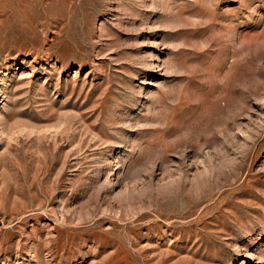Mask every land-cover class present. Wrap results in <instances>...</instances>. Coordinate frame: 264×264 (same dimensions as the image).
<instances>
[{
    "label": "rangeland",
    "instance_id": "374dc122",
    "mask_svg": "<svg viewBox=\"0 0 264 264\" xmlns=\"http://www.w3.org/2000/svg\"><path fill=\"white\" fill-rule=\"evenodd\" d=\"M0 264H264V0H0Z\"/></svg>",
    "mask_w": 264,
    "mask_h": 264
}]
</instances>
